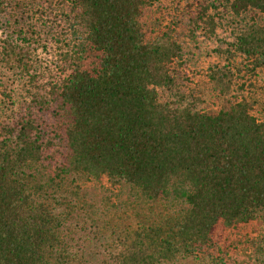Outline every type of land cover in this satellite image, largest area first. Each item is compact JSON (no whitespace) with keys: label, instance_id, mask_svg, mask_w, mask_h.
Instances as JSON below:
<instances>
[{"label":"trees","instance_id":"16d2710c","mask_svg":"<svg viewBox=\"0 0 264 264\" xmlns=\"http://www.w3.org/2000/svg\"><path fill=\"white\" fill-rule=\"evenodd\" d=\"M198 4L201 93L149 0H0V264H264V0Z\"/></svg>","mask_w":264,"mask_h":264},{"label":"rangeland","instance_id":"374dc122","mask_svg":"<svg viewBox=\"0 0 264 264\" xmlns=\"http://www.w3.org/2000/svg\"><path fill=\"white\" fill-rule=\"evenodd\" d=\"M200 1L149 0V6L144 10L143 22L146 24L145 29L149 40L155 39L162 32L171 31L173 38L181 44L183 53V64L179 66L178 82L185 89L194 88L201 93L205 92L208 87L207 73L209 69L227 63L225 49L229 47L233 36L229 25V20L231 19L227 15L222 19L220 18V23H218L214 33L208 34L202 24L199 28H195L191 19L196 15ZM44 3L48 4L47 2ZM210 11L214 12L213 9H210ZM54 17L55 14L52 17L53 30L59 31L61 24ZM49 49L51 51L47 56L48 59H55L56 53L54 51H56V48L53 43H51ZM42 53L47 54L45 51H42ZM237 59L238 57L236 56L235 60ZM3 80L10 90L14 92L20 91L21 83L13 73L6 72ZM0 89L2 90L3 88ZM2 98L3 96L0 95V101ZM210 103L211 101H208L205 106H209L207 104ZM0 111H5V109L1 107ZM49 116L48 113L46 118L49 119ZM47 119L45 127L49 129L47 126L52 121ZM90 188L91 190H96L94 185H91ZM94 263L98 264L99 261L95 260Z\"/></svg>","mask_w":264,"mask_h":264}]
</instances>
